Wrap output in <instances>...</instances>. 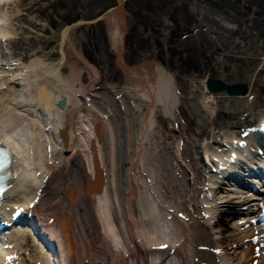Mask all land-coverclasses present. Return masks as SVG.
I'll return each instance as SVG.
<instances>
[{"label":"bare ground","instance_id":"bare-ground-1","mask_svg":"<svg viewBox=\"0 0 264 264\" xmlns=\"http://www.w3.org/2000/svg\"><path fill=\"white\" fill-rule=\"evenodd\" d=\"M11 1L13 3L17 0H0V8H8L11 20H17L19 14H15L16 11L12 14ZM117 2L116 6L100 14L107 23L112 45L119 56L116 61L131 84L127 85L129 87H118L116 93L119 92L123 96L127 89L136 90L138 102L134 98L130 100L139 104L131 105L132 113L139 111L146 121L149 118L154 122V113L160 106L162 112L175 123L178 118L173 75L157 62L154 67L151 61L142 65H128L124 64L121 58L127 13L123 11L124 0ZM95 18L96 16L91 19H81L72 26L68 24L64 27L58 36L59 43L55 46L57 56L54 59L36 57L27 63L22 60L17 63L3 61L4 66L2 68L0 66V144H8L15 151L10 187L0 197L1 219L8 222L13 220L15 209L23 206L25 215L28 216L29 213L33 228L42 240H46L45 244H48L46 249L52 254L51 259L54 264H131L138 259H142L144 264H153L152 257L161 255L167 256L169 260L165 261L170 263L169 254L179 256L182 264H213L217 256L207 249L211 244L210 232L204 223L203 212L207 209L203 211L200 205L204 206L206 203L212 206L210 201L213 200H217L216 203L224 201L230 205L242 203L243 199H235L239 195L233 194L235 189L232 186L221 190L220 184L227 182L222 176L231 164L228 159L231 158L232 153H237V146L244 145L246 149L247 140L242 133L240 135L235 133L230 138L218 142L227 145L229 148L227 153L218 155L213 153L211 157L206 150L207 161L213 163L215 159L217 163L216 165L213 163L210 167L215 174L212 176L216 177L207 181L206 188H200L195 183L199 182L204 169L198 168L195 161L187 160L193 145L181 144L182 148H180V141L184 139L182 128L180 132L179 128H175V123L166 134L169 136L174 130H179L178 139L174 140L176 144L173 145L172 142L163 139L159 154L155 152L154 168L157 169L158 180L154 182L150 175L151 170H154L153 165L143 160L142 156L146 148L145 143L148 142L147 139L150 140V136L137 135L133 145L128 141L126 146L122 147L123 150L118 153L119 159L116 164H112L113 173L114 171L116 173L115 184H112L111 178L114 174H111L106 165L107 161L104 160L101 150L105 145L102 124L104 117L110 119L115 113H119V103L108 90L95 91L92 83L97 78L95 68L83 59L80 51L71 41L74 27L81 23L95 22ZM3 20L0 18L2 27ZM8 34L6 29L0 28V40ZM31 38L33 39L32 36ZM12 42L14 44L13 39ZM66 63L71 73L64 76L62 69ZM5 64H8L7 67ZM77 67L89 73L90 81L84 89H81V86L76 88L73 83L77 81L75 80L77 77L73 76L79 77V72L75 70ZM209 77L199 81L203 90H209L206 86ZM248 90L249 86L245 94L236 96H246ZM204 97L205 109L213 114L215 109L208 102L212 101L211 98ZM62 98L65 103L59 105L58 102ZM141 98L145 99L144 104L140 102ZM120 99V103L123 104L125 100ZM130 100L126 101L129 103ZM91 104L93 107L98 104V107H89ZM95 110L99 115L102 114L101 118L91 116ZM258 119H260L258 126L247 129L248 133L245 136L246 138L251 136L256 141L255 154L259 156L256 157L253 153L254 156L247 155V159L245 155L238 159L247 168L251 164L246 162L264 163V155L260 156L261 147L264 146V114L262 113ZM152 138H155V135ZM95 155L104 175L102 191L99 193L90 190V183L95 179ZM67 156L70 162L68 165L65 159ZM60 166L61 170H58ZM239 168L243 169L241 171L243 174L245 168L242 166ZM239 168L237 166L238 171ZM186 170L192 175L191 183L188 181ZM237 172L231 179L240 181L241 175ZM68 175L70 179L66 181ZM215 186L216 192H211ZM51 191H54L55 197L60 198L61 202L44 204L42 208H38L37 214L33 207L35 205L37 207L44 194ZM247 192L246 199L253 194ZM255 197L251 196V198ZM31 202L32 207L29 206ZM91 204L96 210L94 213ZM250 210L252 208L246 207L235 212L239 214L237 219H243V226L236 222L233 227L234 232L229 234L228 240H232L234 248L228 252L231 260L225 264H231L234 260H238L237 264H251L257 254L255 246L259 242L254 244L252 239L255 240L256 236L264 237V231L261 229L264 226L252 225L253 215L245 213ZM246 224L249 227L245 228ZM13 228L15 229L8 231L6 241H13L16 239L15 236L23 232L32 236V241L41 249L40 241L31 227L15 224ZM242 245H245L242 250L237 249ZM2 246L0 244V249ZM11 248L7 252L0 251V263L19 258L21 251L17 244L13 243ZM8 254L11 260H7ZM17 254L18 257H15ZM260 256L261 264L264 254Z\"/></svg>","mask_w":264,"mask_h":264},{"label":"rangeland","instance_id":"rangeland-1","mask_svg":"<svg viewBox=\"0 0 264 264\" xmlns=\"http://www.w3.org/2000/svg\"><path fill=\"white\" fill-rule=\"evenodd\" d=\"M235 1L243 4L244 11L242 13L231 14L224 10L218 11L205 0H192L190 7L187 4L181 10L173 0H161L158 10H155L154 4L150 2L140 4L139 1L133 0L130 4L129 1L123 3V11L129 14H125L126 33L122 41L121 58L124 64L128 65H142L144 62L151 61L153 66L157 62L173 75V89L177 94L175 108L178 119L176 124L162 112L160 106L154 113V122L149 118L146 121L139 111L132 113L131 105L139 104L135 103L136 101L132 103L130 100L138 97L136 90L126 88L125 96L119 92L116 93L118 87L131 84L116 61L119 56L112 45L110 32H108L104 18L96 22L81 23L72 29L73 46L75 45L83 59H86L95 68L97 78L92 81L95 91L108 90L119 103V113H115V116L110 119L104 117L105 120L102 124V134H105L104 143L108 147L104 145L101 150L111 174L113 173L112 164H116L119 159L118 153L123 150L122 147L126 146L128 141L133 145L136 136L143 134L150 136V140L147 139L148 142L145 143L143 160L149 162L151 166L153 165L154 170H151L150 175L153 182L156 181L158 174L157 169L154 168L155 152L159 154L160 143L163 142V139L172 142L173 145L176 144L174 140L178 139L177 132L179 130H174L173 134H169V136L166 134L175 124V128H179L180 132L182 128L184 137L180 141V148L183 144L194 146L189 150L187 160L195 161L198 168L204 169L199 182L196 181L195 184H198L200 188H206L201 181L207 174L215 175L208 171H212L210 167L213 163L215 165L217 163L215 159H213V163L207 161L205 153L208 151L211 157L213 153L215 155L227 153L229 148L227 145L219 144V140L224 141L235 133L243 135L248 130L246 128L240 130V126L260 121L258 117L262 113L264 114V0ZM117 3V0H17L12 3V14L15 11V14H19L17 20H11L8 8L1 7L0 16H2L0 18L4 19V22L3 27L0 26V28L6 29L9 33L8 36L1 39L2 41L0 40L1 68L4 66L3 61L17 63L22 60L27 63L36 57H43L42 59L46 58L47 60L54 59L57 56V47L55 46L59 43L58 36L64 27L76 20L91 19L100 15L109 7L116 6ZM189 14L193 18L197 16L198 21H195V18L194 20L189 19ZM32 25L33 28H31ZM69 59L73 58L69 57ZM7 65L5 64V67ZM146 66L149 67V65ZM68 67L66 63L62 69L64 76L71 73ZM75 70L79 72V77L74 75L73 77H77L75 79L77 81H73V83L76 88L81 86V89H84V86H87L90 81L89 73L79 67ZM209 76L220 78L227 83L246 82L249 86L248 93L246 96L235 97L225 93V90L219 92L203 90L199 81L205 80ZM154 92L156 93V91ZM204 96L211 98L212 101L208 102L215 109L213 114L205 109ZM120 98L125 100L123 104L120 103ZM82 99L85 100V98ZM126 100H130V102L128 103ZM136 100L138 102V99ZM140 102L144 104L145 99L141 98ZM97 105L95 104V107ZM89 107H93V104ZM93 115L102 117V114L99 115L96 110L91 116ZM153 135L155 138H152ZM243 137L247 140L245 144L247 148L253 141L254 151H256V141L251 136ZM255 156L258 155L255 154ZM65 159L68 165L69 157L67 156ZM206 163L209 165V169L204 166ZM58 170H61V166ZM187 172L188 181L191 183L192 175L189 171ZM113 174L111 183L115 184V171ZM66 179L68 181L70 176L68 175ZM227 185V182L222 183L221 190L228 188ZM55 190L57 189L55 188ZM53 192L45 193V196L42 195L44 197H42L41 203L37 207L36 205L33 207L37 214L39 213L38 208H42L44 204L61 202V199L55 197ZM238 195L235 199H243V201L239 205L233 204L235 207L224 201L216 203L217 200L210 201L212 206H208L209 204L206 203L204 206L200 205V209L203 211L207 209L203 212L205 213L204 223L207 225L211 238V244L207 249L217 256L213 264H220V262L225 264L231 260L228 252L234 248V245H232V240H228L229 234L234 232L233 227L236 222L243 226V219H237L239 214L235 212L252 207V210L245 213H253V207L257 206V202L262 204V197H264V193H262L260 195L262 197L257 198L253 204L252 201L256 198L252 199L249 196L250 198L246 199V194L239 193ZM252 195L259 197L257 193ZM91 210L92 213L96 212L93 205ZM79 212L81 213L80 210ZM247 227L249 226L246 224L245 228ZM10 229L15 228L11 226ZM35 236H37L36 233ZM14 238L16 239L11 242L3 241V239L1 244H5L0 249V251L7 252L10 248L5 249L4 247H9L10 243L17 244L21 254L18 259L15 258L12 261L18 260L20 264H54L51 259L52 254H49V251L45 249L38 236L41 249L32 241V236L27 233L20 232ZM244 246H238L237 249L242 250ZM219 247L221 252L212 251L213 248ZM237 263L238 260L231 262V264Z\"/></svg>","mask_w":264,"mask_h":264},{"label":"water","instance_id":"water-1","mask_svg":"<svg viewBox=\"0 0 264 264\" xmlns=\"http://www.w3.org/2000/svg\"><path fill=\"white\" fill-rule=\"evenodd\" d=\"M225 5H228L230 8H234V9H241L240 5L235 4L234 2H230V1H226ZM101 15L97 16L95 19L96 20H100ZM93 20V19H92ZM81 20H76V22H80ZM94 21V20H93ZM76 22H72L70 24V26H72V24L76 23ZM208 83L206 84L207 88L209 90H212L213 92L216 91H221V90H225V92H227L229 95H241V94H245L247 92L248 89V85L246 82H234V83H227L225 80L223 81L222 79H217V78H212L209 77L208 79ZM59 105H63L65 103V100L62 98L60 99V101L58 102ZM60 133H62L60 131ZM94 167H95V179H93V183L91 184L90 190L91 191H95L97 193H99L100 191H102V187H103V181H104V175H103V170H101L100 165L98 164L99 161L95 155L94 158ZM41 237V236H40ZM42 240V237H41ZM44 244L46 242V240H43ZM46 246H48V244H45Z\"/></svg>","mask_w":264,"mask_h":264},{"label":"flooded vegetation","instance_id":"flooded-vegetation-1","mask_svg":"<svg viewBox=\"0 0 264 264\" xmlns=\"http://www.w3.org/2000/svg\"><path fill=\"white\" fill-rule=\"evenodd\" d=\"M124 1L125 2L126 1L128 2L129 1V4L131 2H133V0H124ZM134 1L135 2H138L139 1L140 4H145V3H148V2L153 3L155 10H158V8H159L158 6H159L161 0H134ZM173 1L175 2L176 5H179V10H181L183 8V6H185L187 4H188L189 7L192 4V0H173ZM205 1L209 2V4L211 5V7H213L214 9H216L218 11L224 10L226 12L228 11L231 14L232 13L233 14L242 13L244 11L243 10L244 8L242 9V7H241V10H238V9L237 10L236 9H230L227 5H225V3H226L227 0H205ZM235 2H237V1H235ZM129 8H131V7L129 6ZM128 14L129 13L127 12V15ZM194 18H195V21L196 20L198 21V19H199L197 16H195ZM194 18H193V16L191 14H189V19L194 20Z\"/></svg>","mask_w":264,"mask_h":264}]
</instances>
